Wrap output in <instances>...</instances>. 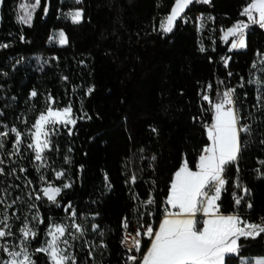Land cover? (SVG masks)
<instances>
[{"label": "trees", "instance_id": "obj_1", "mask_svg": "<svg viewBox=\"0 0 264 264\" xmlns=\"http://www.w3.org/2000/svg\"><path fill=\"white\" fill-rule=\"evenodd\" d=\"M46 2L24 24L22 0H0V132H8L0 137V213L10 217L9 248L20 244L25 222L38 233L30 252L48 239L50 225L70 232L75 223L83 229L75 264H128L124 233L139 230L140 264L151 244L144 231L151 225L155 232L164 218L174 173L184 160L195 171L210 145L214 111L203 96L215 102L229 87L249 131L240 133L238 159L225 168L220 213L264 225V27L242 15L250 0H194L167 33L160 26L175 0H50L45 17ZM71 9L82 10L80 23L66 16ZM241 21L249 25L247 46L231 50L224 33ZM58 30L66 45L50 42ZM49 97L55 108L71 105L76 124L58 126L42 164L27 145ZM12 128L22 134L19 152ZM57 171L64 176L57 179ZM49 184L61 188L56 203L43 197ZM37 214L44 223L32 219ZM238 244L225 264L264 257V233ZM33 259L50 264L43 253Z\"/></svg>", "mask_w": 264, "mask_h": 264}, {"label": "snow or ice", "instance_id": "obj_2", "mask_svg": "<svg viewBox=\"0 0 264 264\" xmlns=\"http://www.w3.org/2000/svg\"><path fill=\"white\" fill-rule=\"evenodd\" d=\"M193 2L194 0H175L170 14L160 26L161 29L165 33L171 32L176 21L182 17V14ZM199 2L207 4L210 3V0H199ZM40 3L41 0H34L30 6L22 5L23 14L18 17L19 21L24 24L30 23L32 11L28 9L30 7L34 10L40 6ZM67 15L71 17L73 23H80L83 18L82 10L69 12ZM242 15L246 16L252 23L264 27V0H250L247 6L243 8ZM248 26L247 23L241 21L229 28L224 33L225 42L230 36L236 37L231 48H245L247 46L245 29ZM59 37L60 44L67 43V37L63 31L59 33ZM0 47H6V45H0ZM203 50L201 48V51ZM208 87L211 88V85ZM91 91L90 88L89 94ZM234 94L235 89L223 91L218 94L219 99L215 102L208 95L203 96V100L207 101L214 111V122L207 128V136L211 143L202 150L196 171L191 170L187 160H184L182 166L174 173L166 203L178 211L166 210L164 218L155 232L151 225L146 228L144 235L151 240V246L143 255L141 264H225L226 254L238 252V241L241 237H254L264 233V225L249 223L236 215L221 214L217 203L227 183L223 176L225 168L238 159L241 150L240 133L249 131L247 126L240 125V116L234 107ZM31 95L35 97L37 93L33 91ZM54 103L55 101L49 97V106L40 113L32 125L34 129L30 132L32 142L27 145L34 151L35 160L42 164L45 160L46 150H52L51 137L58 131V126L67 128L76 124L71 105L55 108L52 106ZM11 131L15 133L14 147L16 152H19L22 134L15 128H12ZM7 136V131L0 132V137ZM3 147L4 144L0 140V148ZM3 163L4 161L0 159V164ZM20 171L23 172L26 169H20ZM4 174V169L0 167V175ZM62 176H64L62 171L55 173L57 179ZM41 178L43 179V177ZM132 181L135 182V177H132ZM63 187L69 188L71 185L64 184ZM41 191L43 197L52 203H56L61 188L49 184ZM244 191L246 192L247 189ZM41 198L40 195L35 196V199ZM240 202L241 198L235 199L237 205ZM2 203L4 201L0 200V204ZM146 203L153 204L154 200L149 199ZM11 206V204L8 205V207ZM247 206L251 208L252 205L248 204ZM30 207H34V205H30ZM69 208H71L70 204L65 211ZM197 212H202L206 219L202 221L195 219ZM75 217L76 212L73 210L71 212L73 221ZM9 219L10 217L6 213H0V249L10 257L7 261H0V264H36L33 259L36 253L46 254L50 264H75V257L66 254V248L61 247V244L65 246L69 244L68 239L65 238L68 234V226L50 225L46 233L50 239H46L43 245L30 252V241L35 240L38 233L25 222L23 227L19 229L20 244L13 245V249L19 247V250H13L8 245V238L14 235L12 225L8 223ZM32 219L38 224L44 223L39 214L34 215ZM198 225L201 226L198 227ZM72 227L77 232H83L79 224L73 223ZM136 235H140L139 230ZM72 238L75 239L76 237L72 235ZM135 247L139 251V240L135 241ZM129 259L136 261L137 257L130 256Z\"/></svg>", "mask_w": 264, "mask_h": 264}, {"label": "rangeland", "instance_id": "obj_3", "mask_svg": "<svg viewBox=\"0 0 264 264\" xmlns=\"http://www.w3.org/2000/svg\"><path fill=\"white\" fill-rule=\"evenodd\" d=\"M62 1H65V0H62ZM67 1V0H66ZM77 1V0H76ZM22 3H23V5H31L32 3H34V0H22ZM37 8H35L34 10L33 9H31L30 7H29V11H32V14H33V12L36 10ZM74 11H77V9H71V10H68L67 12H66V16L71 20V17H69L67 14L69 13V12H74ZM72 21V20H71ZM62 30H58V31H55L54 32V34H53V36L51 37V40H50V42H52V43H56L57 45H59V46H62V44H60L59 43V40H60V37H59V33L61 32ZM231 37V36H230ZM229 37V38H230ZM63 45H66V44H63ZM231 50H237V49H232L231 48ZM75 118V117H74ZM214 122V121H213ZM70 126H73V125H70ZM210 143H211V141H210ZM197 170V169H196ZM195 170V171H196ZM174 179V178H173ZM170 193V192H169ZM167 200V199H166ZM217 203H218V201H217ZM167 204V203H166ZM169 207H168V210L169 211H173V212H175V211H178V209H172L171 208V206L170 205H168ZM230 215H236V216H238L237 214H230ZM195 219H197L198 221H202L203 219H206V217H204V215H203V213L202 212H197V214H196V217H195ZM161 222H162V220H161ZM160 222V223H161ZM160 223H159V225H160ZM54 225H56V224H54ZM60 225H63V224H60ZM199 226H201V225H198V227ZM158 228H159V226H158ZM158 228H157V230H158ZM146 230V229H145ZM145 232V231H144ZM80 234V232H77L76 230H75V228H73L72 227V231H70V232H68V234H66V239H68V241H69V244L67 245V246H65V245H63V244H61V247H65L66 248V254H70V255H72V256H74V251H73V248H74V244H75V242L78 240V235ZM72 235H74L76 238L75 239H73L72 238ZM144 236H146V235H144ZM147 237V236H146ZM48 239H50V237H48ZM150 246H151V244H150ZM150 246H149V248H150ZM148 248V249H149ZM148 251V250H147ZM147 251H146V253H147ZM145 253V254H146ZM238 254V252L237 253H234V254H226V256H225V259H226V257L227 256H231V255H237ZM10 259V257L8 256V260ZM141 264V263H140ZM242 264H264V257H258V258H255V259H253V260H251V261H248V260H246V259H244L243 260V263Z\"/></svg>", "mask_w": 264, "mask_h": 264}, {"label": "built area", "instance_id": "obj_4", "mask_svg": "<svg viewBox=\"0 0 264 264\" xmlns=\"http://www.w3.org/2000/svg\"><path fill=\"white\" fill-rule=\"evenodd\" d=\"M200 19H201V15H198L197 16V22L199 23L200 22ZM246 34H247V31L245 30V37H246ZM236 37H232V42L233 40H235ZM222 42L224 43L225 40H224V37L222 39ZM228 89H233L231 87L227 88ZM234 98V97H233ZM211 126V124H207L206 125V130L207 128ZM167 210V209H166ZM136 240H139L140 241V244H141V237L140 236H137L136 233H133V232H130L129 230H126L125 233H124V245H125V248L127 249L128 251V255L126 257L127 259V262L128 264H135V262L140 258L139 256V251L136 250V247H135V241ZM130 256H135L137 257V260L136 261H132L129 259Z\"/></svg>", "mask_w": 264, "mask_h": 264}, {"label": "water", "instance_id": "obj_5", "mask_svg": "<svg viewBox=\"0 0 264 264\" xmlns=\"http://www.w3.org/2000/svg\"><path fill=\"white\" fill-rule=\"evenodd\" d=\"M45 8L47 9L46 12H45ZM45 8H44V15H45V17H47V15L50 11V0H47Z\"/></svg>", "mask_w": 264, "mask_h": 264}]
</instances>
